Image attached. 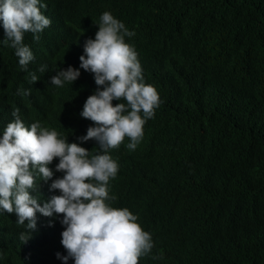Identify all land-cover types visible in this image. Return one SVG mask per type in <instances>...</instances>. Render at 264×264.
Instances as JSON below:
<instances>
[{"label": "clouds", "instance_id": "obj_1", "mask_svg": "<svg viewBox=\"0 0 264 264\" xmlns=\"http://www.w3.org/2000/svg\"><path fill=\"white\" fill-rule=\"evenodd\" d=\"M46 2L0 0L3 43L28 74L13 91L22 98L0 108V212L16 215L21 243L40 228L51 232L58 261L49 264H176L180 250L163 245L160 227L165 218L185 221L192 194L178 169L143 171L123 157L138 149L149 119L166 115L163 102L168 109L173 95L196 93L171 73L194 67L195 56L176 52L175 22L147 26L131 1L123 11L86 0L70 38L77 52L39 80L25 72L35 57L24 39L32 33L39 41L51 26ZM156 66L169 75L162 82L147 78ZM197 106L166 111L169 124L188 125Z\"/></svg>", "mask_w": 264, "mask_h": 264}, {"label": "trees", "instance_id": "obj_2", "mask_svg": "<svg viewBox=\"0 0 264 264\" xmlns=\"http://www.w3.org/2000/svg\"><path fill=\"white\" fill-rule=\"evenodd\" d=\"M46 1L42 11L51 26L40 33L39 41H34L32 33L24 39L35 57L25 72H36L43 81L77 52L70 38L82 22L86 0ZM130 1L148 21L144 25L175 22L179 29L176 52L195 56L194 67L176 65L171 73L196 93L180 92L167 99L170 108L164 102L160 108L167 116V112L173 115L197 100V111L188 125L175 129L166 115L162 119L155 115L144 125L145 137L138 149L123 157L126 165L143 171L154 166L168 176V170L178 169V180L192 194L183 223L163 220V245L179 248L176 264H264V0L93 3L117 5L126 11ZM3 39L0 24V108L22 98L13 91L21 82L20 75L28 78L16 63L15 50ZM41 65H47L43 74L38 71ZM167 76L159 66L147 74L152 82H162ZM87 77L97 87L93 74L88 72ZM80 82L87 84V79L82 77ZM46 121L55 124L53 119ZM39 193L31 190L34 196ZM15 218L14 213L0 212V264L58 261L50 257L55 246L51 232L40 228L21 243Z\"/></svg>", "mask_w": 264, "mask_h": 264}, {"label": "bare ground", "instance_id": "obj_3", "mask_svg": "<svg viewBox=\"0 0 264 264\" xmlns=\"http://www.w3.org/2000/svg\"><path fill=\"white\" fill-rule=\"evenodd\" d=\"M52 5V4H51ZM11 49V48H10ZM39 55H40V53H39ZM45 55V54H44ZM43 56V55H42ZM57 56V55H56ZM50 58V57H49ZM47 59V58H46ZM51 60V59H50ZM40 63V62H39ZM34 69V68H33ZM82 83V82H81ZM200 144V143H199ZM196 145V144H195ZM205 147V146H204ZM217 150V149H216ZM220 150H222V149H220ZM218 151V150H217ZM226 154V153H225ZM214 155V154H213ZM215 156V155H214ZM230 159V158H229ZM230 164V163H229ZM226 165V164H225ZM203 177V176H202ZM259 259V258H258Z\"/></svg>", "mask_w": 264, "mask_h": 264}]
</instances>
